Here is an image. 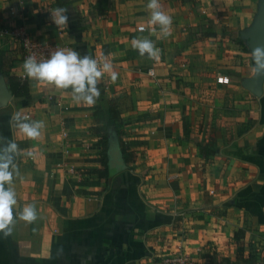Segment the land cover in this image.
Instances as JSON below:
<instances>
[{
  "label": "crops",
  "instance_id": "obj_1",
  "mask_svg": "<svg viewBox=\"0 0 264 264\" xmlns=\"http://www.w3.org/2000/svg\"><path fill=\"white\" fill-rule=\"evenodd\" d=\"M147 3L0 0L1 28L111 61L116 82L105 74L99 84L119 112L118 143L134 157L130 170L108 166V182L91 173L101 169L97 100L75 102L15 61L11 74L30 99L0 109V137L23 150L0 264H153L178 248L196 264H264V81L260 95L246 88L255 60L245 37L260 0H160L173 21L166 38L148 23ZM56 7L68 10L67 28L50 19ZM137 37L159 57L132 49ZM15 43L0 37V50ZM16 112L44 122L39 137L10 124ZM29 203L31 224L18 218Z\"/></svg>",
  "mask_w": 264,
  "mask_h": 264
},
{
  "label": "clouds",
  "instance_id": "obj_2",
  "mask_svg": "<svg viewBox=\"0 0 264 264\" xmlns=\"http://www.w3.org/2000/svg\"><path fill=\"white\" fill-rule=\"evenodd\" d=\"M146 8L149 11L148 23L153 30L158 26L161 38L171 35L172 17L167 14L160 0H148ZM65 7H56L50 11V19L57 28H67L68 15ZM143 31V29H142ZM132 49L141 57L156 59L160 55L155 43L146 37H137L131 40ZM252 57L259 68L264 69V47H256L252 51ZM27 78L40 83L50 85L58 90L70 94L71 99L78 103L94 105L100 96L98 87L105 74L115 83L118 73L113 69L111 61L107 57L96 59L89 54L81 55L72 48H58L51 51L46 58L37 59L36 55L28 56L22 64ZM10 124L20 134L29 139L40 136L44 127L43 121H33L26 115L16 112L12 115ZM0 232L5 236L10 235L15 222V206L18 201L13 187L14 176L19 175L15 158L21 154L18 144L7 138L0 137ZM18 218L29 224L37 219L34 203L26 204L19 212Z\"/></svg>",
  "mask_w": 264,
  "mask_h": 264
},
{
  "label": "trees",
  "instance_id": "obj_3",
  "mask_svg": "<svg viewBox=\"0 0 264 264\" xmlns=\"http://www.w3.org/2000/svg\"><path fill=\"white\" fill-rule=\"evenodd\" d=\"M21 59L22 48L18 42L11 45L6 50H0V74L4 76L8 89L14 98L29 101L30 96L26 80L22 77L11 74L12 64ZM98 87L100 89V96L97 99L98 107L93 113L94 127L91 129V132L101 136V169L94 170L91 173L108 182L109 169L107 146L109 135L113 133L118 138L119 127L122 122L115 103L109 100L105 94V87L101 84H99ZM118 147L123 158L125 169L130 170V164L134 162V157L127 153L119 143Z\"/></svg>",
  "mask_w": 264,
  "mask_h": 264
},
{
  "label": "water",
  "instance_id": "obj_4",
  "mask_svg": "<svg viewBox=\"0 0 264 264\" xmlns=\"http://www.w3.org/2000/svg\"><path fill=\"white\" fill-rule=\"evenodd\" d=\"M245 37L248 40V45L251 51L256 47H264V0H260L258 13L253 27ZM263 81L264 69L259 68L255 61V75L246 88H248L253 94L260 95L262 93ZM12 97L13 96L8 89L4 76L0 74V109L5 108L11 101ZM108 166L112 174L125 170L122 162V155L118 148V140L113 133L109 135Z\"/></svg>",
  "mask_w": 264,
  "mask_h": 264
},
{
  "label": "built area",
  "instance_id": "obj_5",
  "mask_svg": "<svg viewBox=\"0 0 264 264\" xmlns=\"http://www.w3.org/2000/svg\"><path fill=\"white\" fill-rule=\"evenodd\" d=\"M13 14V12H11ZM138 31L144 30L143 26H139ZM0 37L1 38H10L15 42H18L22 48V63L23 61L30 55L35 54L36 58L44 59L47 55L58 48H63L58 46L57 44L41 42L37 39L31 38L28 34H26L22 29L9 31L7 29L0 27ZM148 73L153 76L154 71L149 70ZM216 82L221 85H228L229 80L227 77L219 76L216 78ZM63 136H66L63 134ZM153 264H196L195 261L187 255L181 248H178L174 253L169 256L161 257Z\"/></svg>",
  "mask_w": 264,
  "mask_h": 264
}]
</instances>
